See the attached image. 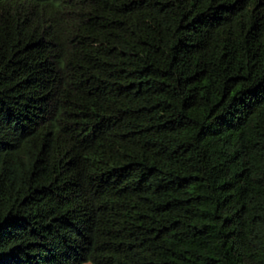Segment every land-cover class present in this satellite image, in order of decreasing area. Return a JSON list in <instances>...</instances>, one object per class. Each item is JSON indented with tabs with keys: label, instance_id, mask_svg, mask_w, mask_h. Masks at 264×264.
<instances>
[{
	"label": "trees",
	"instance_id": "trees-1",
	"mask_svg": "<svg viewBox=\"0 0 264 264\" xmlns=\"http://www.w3.org/2000/svg\"><path fill=\"white\" fill-rule=\"evenodd\" d=\"M0 264H264V0H0Z\"/></svg>",
	"mask_w": 264,
	"mask_h": 264
}]
</instances>
